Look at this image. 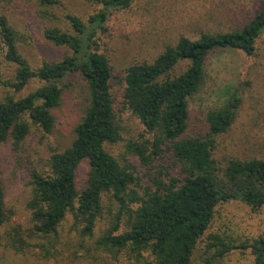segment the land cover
I'll return each instance as SVG.
<instances>
[{"label": "trees", "instance_id": "1", "mask_svg": "<svg viewBox=\"0 0 264 264\" xmlns=\"http://www.w3.org/2000/svg\"><path fill=\"white\" fill-rule=\"evenodd\" d=\"M85 1L102 9L83 22L61 0H23L36 20L56 25L42 29L43 39L66 51L60 61L43 62L34 70L19 53L22 35L12 22L20 11V0H0V71L4 69L7 74L0 77V88L6 91L0 99V151L8 142L13 147L21 145L31 125L44 134L51 132V111L60 104V83L68 76L79 75L89 93L70 147L50 157L44 175L29 174L32 195L27 209L31 229L27 236H20L17 231L9 234L3 246L20 255L34 246L43 258H54L58 228L66 214H72L81 238L90 237L103 211L102 197L109 195L118 210L112 229L100 239V246L108 251H126L136 264H192L196 247L209 229L218 205L240 202L254 211L264 208V161L230 160L223 170H218L213 158L215 138L227 132L235 118L239 107L236 96L226 108L208 113L205 137L184 136L188 100L203 84L208 56L219 50L254 55L256 42L264 33V11L239 31L201 34L197 40L180 37L152 63L125 69L124 107L151 138L132 146L131 152L142 165L167 154L180 175L178 178L167 172L164 182L159 172L152 179L153 188L140 196L133 188L137 185L134 173L104 148L117 143L120 134L110 92L111 68L98 52L97 44L109 15L129 8L133 0ZM183 62H187V69L175 75ZM34 82L41 86L18 96ZM84 162L88 165L86 183L78 191L76 172ZM5 220L0 184V229ZM120 225L124 230L116 233ZM206 242L205 255L212 250L214 253L203 264H212L234 250L217 236H209ZM239 248L251 251L252 264H264V235Z\"/></svg>", "mask_w": 264, "mask_h": 264}, {"label": "rangeland", "instance_id": "2", "mask_svg": "<svg viewBox=\"0 0 264 264\" xmlns=\"http://www.w3.org/2000/svg\"><path fill=\"white\" fill-rule=\"evenodd\" d=\"M69 11L83 22L102 8L85 0H61ZM20 11L12 18L13 25L22 35L18 50L32 69L43 62H58L66 54L64 49L53 47L42 37L45 25L36 20L29 5L20 0ZM29 4V3H26ZM31 5V4H30ZM32 6V5H31ZM264 11V0H133L129 8L113 11L104 32L98 34V52L105 56L111 68L110 92L117 117L120 140L106 144V152L122 166L129 168L137 178L133 187L143 196L152 189V179L161 172L180 177L179 169L172 164L167 154L149 165H142L132 146L150 140L139 121L125 109L123 104L124 71L139 63H152L168 46H174L180 37L197 40L201 34H223L241 30L260 12ZM63 27L62 24L57 25ZM66 29V28H64ZM181 63L174 74L187 69ZM6 71L1 69L0 77ZM7 75V74H6ZM41 86L32 83L18 96L27 95ZM62 97L57 108L51 111L54 125L49 134L31 125L29 135L18 147L10 142L0 151V184L4 194L5 224L0 229V264H136L126 251L105 250L98 243L112 229L117 205L109 195L102 197V214L97 219L90 237L81 238L74 227V218L67 213L55 241L57 255L43 258L42 252L30 246L26 254H15L3 246L6 236H27L31 229V199L29 174L48 171L50 157L70 147L74 129L84 116L89 101L87 87L77 74L68 76L60 83ZM6 91L0 88V99ZM236 96L239 107L235 118L222 135L215 138L212 151L218 170H223L230 160L264 161V33L256 42L254 55L247 56L239 50H219L211 53L205 63L204 81L199 91L188 100V127L185 137H205L208 134L209 112L226 108ZM164 170V171H163ZM87 163H82L76 172V188L85 186ZM120 225L118 231H123ZM264 235V208L252 210L240 202L220 204L205 235L199 241L192 264H203L214 250L205 255L206 240L217 236L233 247L212 264H252L253 255L240 245H251ZM31 242V241H30ZM147 256V253H143Z\"/></svg>", "mask_w": 264, "mask_h": 264}]
</instances>
